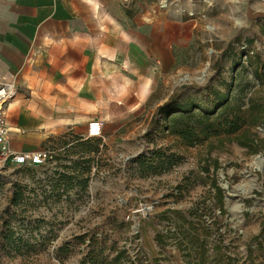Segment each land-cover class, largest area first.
Instances as JSON below:
<instances>
[{"label":"rangeland","instance_id":"374dc122","mask_svg":"<svg viewBox=\"0 0 264 264\" xmlns=\"http://www.w3.org/2000/svg\"><path fill=\"white\" fill-rule=\"evenodd\" d=\"M134 5L124 4L130 27L153 10L144 36L151 47L123 53L147 69L151 96L115 133L106 125L105 142L84 141L87 125L60 127L42 144L51 153L44 165L0 166V264H81L88 255L95 264H264V172L254 168L264 170V127L193 147L162 124L144 137L172 98L207 112L229 94L264 106V0ZM246 140L255 150L239 144ZM165 147L177 162L160 174L144 176L131 163ZM81 156L93 160L85 187ZM252 184L260 190L240 192Z\"/></svg>","mask_w":264,"mask_h":264},{"label":"crops","instance_id":"0c3cea01","mask_svg":"<svg viewBox=\"0 0 264 264\" xmlns=\"http://www.w3.org/2000/svg\"><path fill=\"white\" fill-rule=\"evenodd\" d=\"M149 2L0 0V80L11 76L19 90L6 119L13 150H44L50 131H84L94 119L108 120L115 133L120 121L140 111L151 80L123 50L151 47L144 36L153 10L145 9L141 26L130 27L124 4L147 8Z\"/></svg>","mask_w":264,"mask_h":264},{"label":"trees","instance_id":"16d2710c","mask_svg":"<svg viewBox=\"0 0 264 264\" xmlns=\"http://www.w3.org/2000/svg\"><path fill=\"white\" fill-rule=\"evenodd\" d=\"M260 74V70L256 69ZM219 106L212 112L201 110L198 107H188L181 104L178 98H172L157 108L156 115L151 122V126L145 133L144 137H150L153 129H162L172 137L179 139L186 146L193 147L199 145L212 137H231L237 135L241 131L249 128L264 127V106L255 104L249 98L246 106L241 103L240 98H229L219 102ZM198 110L199 112H196ZM90 144V143H89ZM88 143L82 146L89 145ZM242 147L254 149V142L249 140L239 142ZM94 150L88 149V152ZM84 170L79 174L81 177V185L84 187L88 182V178H83L86 172H89L90 165L93 160L81 156ZM177 162L176 155L171 152L170 147L153 149L149 152H143L131 160L138 166L139 171L144 175H157L172 167ZM208 173V170H207ZM79 176L68 178L69 181L78 179ZM218 192L220 189L214 184ZM158 243H160L157 240ZM83 258L81 264H95L96 261L88 255ZM120 259L118 255L114 260Z\"/></svg>","mask_w":264,"mask_h":264},{"label":"built area","instance_id":"2783aa9c","mask_svg":"<svg viewBox=\"0 0 264 264\" xmlns=\"http://www.w3.org/2000/svg\"><path fill=\"white\" fill-rule=\"evenodd\" d=\"M18 87L11 76L0 80V166L12 165L16 167H33L44 165L51 153L44 150L15 151L11 148L10 129L7 127V111L9 105L18 96ZM104 120L94 119L88 122L83 140H104Z\"/></svg>","mask_w":264,"mask_h":264},{"label":"bare ground","instance_id":"6f19581e","mask_svg":"<svg viewBox=\"0 0 264 264\" xmlns=\"http://www.w3.org/2000/svg\"><path fill=\"white\" fill-rule=\"evenodd\" d=\"M254 168L255 170H258V171H261V172H264L263 168H262V165L260 162H255L254 163ZM254 189L256 190H260L259 187L256 186V184H252V185H249L248 188L246 185H243L240 187V192L243 194V195H248L249 193H251Z\"/></svg>","mask_w":264,"mask_h":264}]
</instances>
